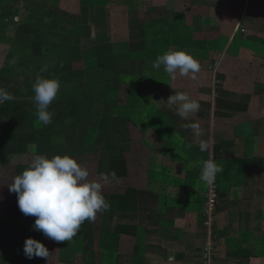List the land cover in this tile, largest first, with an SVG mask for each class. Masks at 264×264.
<instances>
[{
  "label": "crops",
  "instance_id": "1",
  "mask_svg": "<svg viewBox=\"0 0 264 264\" xmlns=\"http://www.w3.org/2000/svg\"><path fill=\"white\" fill-rule=\"evenodd\" d=\"M168 50L193 55L197 79L153 69ZM38 74L61 82L47 126ZM0 86L16 97L0 105V264L80 261L78 236L34 231L10 191L34 154L70 155L103 186L84 264H264V0H0ZM175 92L200 104L188 120L165 104ZM207 159L224 169L210 229ZM28 237L54 256L26 258Z\"/></svg>",
  "mask_w": 264,
  "mask_h": 264
},
{
  "label": "clouds",
  "instance_id": "2",
  "mask_svg": "<svg viewBox=\"0 0 264 264\" xmlns=\"http://www.w3.org/2000/svg\"><path fill=\"white\" fill-rule=\"evenodd\" d=\"M161 66L173 80L177 74L195 80L201 71L200 63L184 50H168L158 55L152 68L159 70ZM47 71V66L41 69V73ZM60 87L58 78L39 74L32 83L35 115L43 126L52 123L54 113L49 111V107L56 99ZM15 99L13 93L0 86V105ZM165 104L169 107L177 106L175 111L184 120L200 110L199 102L192 99L187 92H175L168 97ZM185 127L194 129L197 136L201 134L198 122H192ZM199 149L201 152L207 151L208 142L201 140ZM223 171V167L217 162L207 159L201 161L199 177L205 184H212L217 174ZM102 187L99 181L90 180L88 169L70 155L57 154L49 157L34 154L28 166L13 178L10 191L17 195L19 210L25 216L35 217L31 226L34 231H39L56 242H69L86 220L94 221L98 212L110 209ZM23 253L28 259L38 257L48 260L50 256L46 246L31 237L24 240ZM173 259V256L168 257L170 264Z\"/></svg>",
  "mask_w": 264,
  "mask_h": 264
},
{
  "label": "rangeland",
  "instance_id": "3",
  "mask_svg": "<svg viewBox=\"0 0 264 264\" xmlns=\"http://www.w3.org/2000/svg\"><path fill=\"white\" fill-rule=\"evenodd\" d=\"M118 10H116L115 14H118ZM141 75H142V77H144V73H141ZM142 77H139L140 82L142 80ZM94 221H96V219ZM94 221H92V222H94ZM88 224H91V223H90V221L86 220L82 225L87 226ZM87 230L88 229L86 227H83L76 235V237L78 236V238L76 239V244H78V248H76V249L79 251L78 252L79 253L78 258L80 260L79 264H84L85 262H87L88 257L91 260L93 259L95 261V263L97 262V260L99 258V252L97 251L98 247L96 245L97 243H95V242H98V240H99L98 239L99 233L96 231L94 233H91L90 231L88 232ZM101 247H102V243H100V248ZM49 253H50V255L54 256V250H50Z\"/></svg>",
  "mask_w": 264,
  "mask_h": 264
},
{
  "label": "built area",
  "instance_id": "4",
  "mask_svg": "<svg viewBox=\"0 0 264 264\" xmlns=\"http://www.w3.org/2000/svg\"><path fill=\"white\" fill-rule=\"evenodd\" d=\"M209 185H210V188H209L207 195H206V208H205L204 223L210 229L212 227L213 221H214V208H215V204H216L217 193H216L214 184L212 183ZM209 236H210V232H209ZM209 239L210 240L206 243V251H207L208 256L210 254L211 247H212L211 238H209Z\"/></svg>",
  "mask_w": 264,
  "mask_h": 264
}]
</instances>
